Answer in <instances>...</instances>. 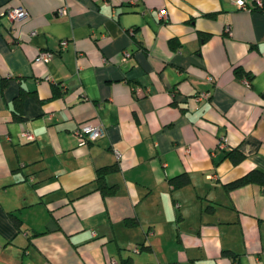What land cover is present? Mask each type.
Returning <instances> with one entry per match:
<instances>
[{"label": "crops", "instance_id": "crops-1", "mask_svg": "<svg viewBox=\"0 0 264 264\" xmlns=\"http://www.w3.org/2000/svg\"><path fill=\"white\" fill-rule=\"evenodd\" d=\"M244 2L0 0L28 11L0 15V264H264V185L225 187L264 171V0ZM86 123L106 133L80 144Z\"/></svg>", "mask_w": 264, "mask_h": 264}, {"label": "built area", "instance_id": "built-area-1", "mask_svg": "<svg viewBox=\"0 0 264 264\" xmlns=\"http://www.w3.org/2000/svg\"><path fill=\"white\" fill-rule=\"evenodd\" d=\"M235 3L240 7H245L244 0H235ZM56 12H57V14L64 15L67 13V7L61 6V7L57 8ZM159 14L160 15L165 14V10H160ZM0 15L6 16L12 22H18V21H21L27 17L28 11L22 5L6 6L2 9H0ZM66 44H67V40H65V39L61 40V45H66ZM53 54L54 53L52 51L40 50L38 52L37 58L40 60H43L45 62V61H48L49 59H51ZM124 54H125V56L128 55V53H126V52ZM208 80L211 81L212 77L208 76ZM244 82L246 84H248L249 80L247 78H245ZM207 97H208L207 91H201L200 93H198L196 95V98L198 100L204 99ZM105 133H106V129L100 123H97V124H91V123L81 124V125H78L72 131V134L76 137L77 141L80 144L92 142V141L96 140L97 138L103 136ZM21 135L26 140H32L33 139L32 133L30 131H28L27 129H24L22 131ZM218 143H219L218 146L225 147L226 146L225 138L221 139ZM137 249H138L137 247L134 248V250H137ZM112 262H114V260H112Z\"/></svg>", "mask_w": 264, "mask_h": 264}, {"label": "trees", "instance_id": "trees-1", "mask_svg": "<svg viewBox=\"0 0 264 264\" xmlns=\"http://www.w3.org/2000/svg\"><path fill=\"white\" fill-rule=\"evenodd\" d=\"M203 36L207 37L206 34H203ZM241 72L242 71L240 68H236V73L241 74ZM247 79L249 80L248 77ZM226 156H228L234 163H237L243 157V155L240 152L235 150L227 151ZM117 168H118L117 164L103 165L96 168L95 186L97 190H99L103 194L114 193L116 189V184H111V185L107 184L105 180V176L107 173L117 170ZM189 181L190 178L186 172H183L181 174L169 178V182L173 187H180L186 185L189 183ZM246 183H257L264 185V171H261L259 169H252L247 173H245L244 175L226 183L225 187L226 189L231 190ZM131 222L134 221L132 220Z\"/></svg>", "mask_w": 264, "mask_h": 264}]
</instances>
